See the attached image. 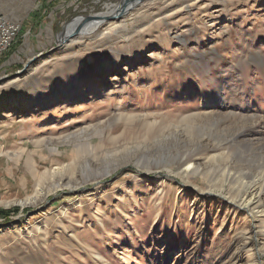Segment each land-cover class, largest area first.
<instances>
[{"label":"rangeland","instance_id":"374dc122","mask_svg":"<svg viewBox=\"0 0 264 264\" xmlns=\"http://www.w3.org/2000/svg\"><path fill=\"white\" fill-rule=\"evenodd\" d=\"M120 1L0 0V78L39 56L0 83V264H264V0H143L58 40Z\"/></svg>","mask_w":264,"mask_h":264},{"label":"bare ground","instance_id":"6f19581e","mask_svg":"<svg viewBox=\"0 0 264 264\" xmlns=\"http://www.w3.org/2000/svg\"><path fill=\"white\" fill-rule=\"evenodd\" d=\"M141 1H143V0H121L119 3L121 5H118L115 8H112L111 11H108L104 14H97L96 16L77 19L74 21V23H72L69 26H66V28H64V30L60 34L61 36L58 40L60 42H65L69 38H71L72 36H74L76 34H90L91 32L95 31L97 26H100L104 22L112 21V20L118 21L120 18L126 16L128 14V12L131 9H133L134 7H136ZM121 13H124V14L119 15ZM13 22L19 23L18 21H13ZM42 55L43 54H41L40 56H42ZM38 57L35 56V57L31 58L30 59L31 63L36 61V59ZM191 167H193L191 162L186 163V165L183 168V171H188V170H190ZM194 169H196V168L194 167ZM54 172L55 171L45 172L43 174V178L41 179V181H43L44 179L47 180L49 177H53ZM231 174L232 173H230L229 175H231ZM33 176L35 177L36 174H34ZM253 178L254 179L252 181H244V182L241 181V183H240V188H239V191L237 192V196H236L237 206L239 208L249 210V208L252 209V208L258 207L257 203L259 201V195L261 193V186H259V181H262L263 179L259 173L255 174V176ZM39 186H40V183L38 184V187H37L36 191L34 192V194L27 197L26 203H33L36 199H38L39 195L42 193ZM259 203H260V201H259Z\"/></svg>","mask_w":264,"mask_h":264},{"label":"built area","instance_id":"2783aa9c","mask_svg":"<svg viewBox=\"0 0 264 264\" xmlns=\"http://www.w3.org/2000/svg\"><path fill=\"white\" fill-rule=\"evenodd\" d=\"M20 30V24L0 12V56L11 46Z\"/></svg>","mask_w":264,"mask_h":264},{"label":"water","instance_id":"95a60500","mask_svg":"<svg viewBox=\"0 0 264 264\" xmlns=\"http://www.w3.org/2000/svg\"><path fill=\"white\" fill-rule=\"evenodd\" d=\"M122 14H124V13H121V14H119V15H122ZM119 15H118V16H119ZM62 43H63V42H62ZM30 64H31V60L27 61V63L24 64L23 68H22L20 71H17V72H15V73L11 74V75L2 76V77L0 78V83L3 82V81H6V80H8V79H12V78H15V77L19 76L20 74H22V73L26 70V68H27Z\"/></svg>","mask_w":264,"mask_h":264}]
</instances>
